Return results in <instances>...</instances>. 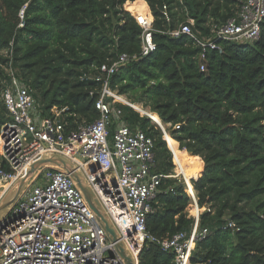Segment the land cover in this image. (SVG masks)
<instances>
[{
  "label": "trees",
  "instance_id": "16d2710c",
  "mask_svg": "<svg viewBox=\"0 0 264 264\" xmlns=\"http://www.w3.org/2000/svg\"><path fill=\"white\" fill-rule=\"evenodd\" d=\"M240 1L145 0L156 50L121 66L110 81L113 90L140 105L131 103L143 117L119 104L127 124L152 138L159 168L154 171L171 174V152L182 176L180 184L174 177L161 179L146 217L147 231L166 237L188 230L190 193L199 207H206L200 224L211 231L196 243L189 264H264V19L258 40L221 42V52H207L203 71L200 48L191 38L168 33L193 19V32L207 35L209 21L224 23ZM25 3L24 24L18 27L17 13ZM132 3L0 0V51L12 41L13 65L43 114L53 107L65 109L72 127L98 117L89 95L94 83L80 76L121 53L140 51L142 29L123 9ZM6 62L0 54V127L11 121L1 98ZM149 119L162 122L170 136L163 139ZM0 166L5 167L1 160ZM189 210L190 216L197 212L194 205ZM138 264H175L174 255L145 242Z\"/></svg>",
  "mask_w": 264,
  "mask_h": 264
},
{
  "label": "built area",
  "instance_id": "2783aa9c",
  "mask_svg": "<svg viewBox=\"0 0 264 264\" xmlns=\"http://www.w3.org/2000/svg\"><path fill=\"white\" fill-rule=\"evenodd\" d=\"M26 7L27 3L17 13L18 27L24 24ZM163 14L168 17L166 11ZM132 16L142 29L140 51L121 53L112 62L92 66L82 73L80 80L94 83L89 95L94 98L98 117L76 122L74 127L64 118L65 109L53 107L49 114L42 113L30 87L20 79L13 65V43H8L3 53L7 62L3 65L1 98L11 121L2 125L0 132V160L5 164L0 166V194L5 191V185L10 186L23 176L27 166L41 155L62 154L83 173L119 240L128 249L131 236L138 241L131 252L136 263L144 243L151 242L172 253L175 264H189L196 243L205 239L211 228L200 224L202 208L189 194L197 212L188 216L192 218L188 230L166 237H156L147 231L151 200L161 179L172 175L154 171L152 138L141 128L130 127L123 118L119 104L136 111L131 103H137L110 87L111 78L121 66L156 50L153 17L146 24L145 20ZM263 19L264 0H241L234 14L210 28L207 35L193 32V19L168 33L172 38L183 34L191 38L200 48L199 69L203 71L207 52H221V42L258 40ZM225 225L234 227L230 221ZM0 264L125 263L70 176L57 168L46 167L34 174L22 196L0 221Z\"/></svg>",
  "mask_w": 264,
  "mask_h": 264
},
{
  "label": "water",
  "instance_id": "95a60500",
  "mask_svg": "<svg viewBox=\"0 0 264 264\" xmlns=\"http://www.w3.org/2000/svg\"><path fill=\"white\" fill-rule=\"evenodd\" d=\"M155 123L165 134L162 123ZM46 167L57 168L70 176L75 186L81 191L85 202L93 212L97 222L104 230L109 242L113 244L115 251L121 257L123 262L125 264H138V262H135L133 256L128 251L125 244L121 240H119L118 233L116 232L113 224L103 210L99 200L97 199L95 193L93 192L90 184L85 179L81 170L69 158L59 153H45L38 159L31 162L27 166L24 175L10 185L15 188L13 196L11 197V195H9V189L2 194V197L3 195L7 197L2 203H0V221L7 215L16 201L22 196L34 174L39 169ZM193 179L195 180L196 178ZM190 195L195 198V195L193 193H190Z\"/></svg>",
  "mask_w": 264,
  "mask_h": 264
},
{
  "label": "rangeland",
  "instance_id": "374dc122",
  "mask_svg": "<svg viewBox=\"0 0 264 264\" xmlns=\"http://www.w3.org/2000/svg\"><path fill=\"white\" fill-rule=\"evenodd\" d=\"M125 7V4L123 5V9L125 10H127V8H124ZM130 11V10H129ZM148 12H149V9H148V5H147V3H146V10H145V13H146V16L144 15V18H146L147 17V14H148ZM131 13V12H130ZM216 25H218V23L216 22V21H209V27L210 28H212V27H214V26H216ZM4 51H5V49H3V50H1L0 51V54H3L4 53ZM118 98L120 99V100H122V102H125L126 100L124 99V98H122V97H119L118 96ZM127 102V101H126ZM133 105V104H132ZM134 107V106H133ZM144 109H146V110H148L147 108H144ZM136 112L138 113V115H139V117H143L144 115L143 114H141L140 112H138L137 110H136ZM150 121H152L151 119H149ZM154 124H155V126L157 127V128H159L157 125H156V123L154 122V121H152ZM162 123V122H161ZM6 125V124H5ZM4 126V125H3ZM3 126H1L0 127V132L3 130ZM162 126H163V128H164V130H165V128H166V126L165 125H163L162 124ZM165 134H166V137H168V136H170L169 135V133L165 130ZM162 138L164 139V133H163V135H162ZM169 139V138H168ZM166 142V141H165ZM166 145H167V143H166ZM167 148H168V146H167ZM168 150H169V148H168ZM184 150V149H183ZM170 151V150H169ZM188 155H189V157H190V154L188 153ZM189 157L187 158L188 160H189ZM170 158H171V162H172V164H173V169L171 170V174L170 175H172L171 177H174V178H176L177 179V181H178V183L180 184V182H183L182 181V176L180 175H178V172H177V164L175 163V161H174V158H173V155H172V153L170 152ZM155 171H158L159 172V168H158V162H155V159H154V168H153ZM191 172V169L190 168H187V173H186V175L187 174H189ZM185 190H186V188H185ZM186 192H187V190H186ZM188 193V192H187ZM189 194V193H188ZM7 197V196H6ZM6 197H5V195H3V197H2V195L0 194V203H2L5 199H6ZM192 203V202H191ZM192 207V204H190L189 206H188V208H187V214H188V216H190V208ZM200 208H202L200 211L201 212H203V211H205L204 210V208H206V207H200ZM135 237H137L138 238V235H135ZM131 240H133L132 239V236H131ZM194 251V250H193Z\"/></svg>",
  "mask_w": 264,
  "mask_h": 264
},
{
  "label": "bare ground",
  "instance_id": "6f19581e",
  "mask_svg": "<svg viewBox=\"0 0 264 264\" xmlns=\"http://www.w3.org/2000/svg\"><path fill=\"white\" fill-rule=\"evenodd\" d=\"M130 8H131V13L134 15V16H136V17H138V18H140L141 19V17L144 15V12H142V9H143V3L141 2V1H137L136 3H134L132 6H130ZM146 22V24L149 22L148 21V19H147V21H145ZM190 181H191V179H190ZM9 185H5L4 186V188H5V191L6 190H10V194L9 195H11V197L13 196V194H14V190H15V188H13V186H9ZM13 188V189H12ZM12 189V190H11ZM4 191V192H5ZM3 192V193H4ZM133 241L132 240H128V246H129V249H128V251L131 253V252H134L135 251V248H136V245L138 244V242H135V243H132Z\"/></svg>",
  "mask_w": 264,
  "mask_h": 264
},
{
  "label": "crops",
  "instance_id": "0c3cea01",
  "mask_svg": "<svg viewBox=\"0 0 264 264\" xmlns=\"http://www.w3.org/2000/svg\"><path fill=\"white\" fill-rule=\"evenodd\" d=\"M137 1H141V2L143 3V9H142V12H144V15L146 16V13H145V10H146V3H145V0H134V3H136ZM134 3L129 4V5H125V8H127V9L130 10V12H131V8H130V6H132ZM148 7H149V6H148ZM149 10H150V9H149ZM150 14H151V12H150ZM144 15L141 17V19L147 21L146 18H144ZM151 16H152V14H151ZM148 21H149V20H148ZM126 101H127V100H126Z\"/></svg>",
  "mask_w": 264,
  "mask_h": 264
}]
</instances>
